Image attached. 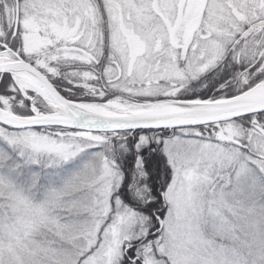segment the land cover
<instances>
[{
	"label": "snow or ice",
	"instance_id": "obj_1",
	"mask_svg": "<svg viewBox=\"0 0 264 264\" xmlns=\"http://www.w3.org/2000/svg\"><path fill=\"white\" fill-rule=\"evenodd\" d=\"M0 264H264V0H0Z\"/></svg>",
	"mask_w": 264,
	"mask_h": 264
}]
</instances>
